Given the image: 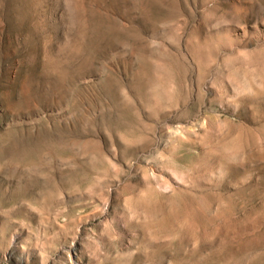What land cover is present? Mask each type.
<instances>
[{
    "label": "rangeland",
    "instance_id": "rangeland-1",
    "mask_svg": "<svg viewBox=\"0 0 264 264\" xmlns=\"http://www.w3.org/2000/svg\"><path fill=\"white\" fill-rule=\"evenodd\" d=\"M0 264H264V0H0Z\"/></svg>",
    "mask_w": 264,
    "mask_h": 264
}]
</instances>
